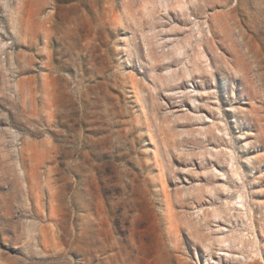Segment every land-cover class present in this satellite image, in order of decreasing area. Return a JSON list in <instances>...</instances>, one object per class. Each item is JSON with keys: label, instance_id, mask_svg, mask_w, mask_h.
<instances>
[{"label": "rangeland", "instance_id": "obj_1", "mask_svg": "<svg viewBox=\"0 0 264 264\" xmlns=\"http://www.w3.org/2000/svg\"><path fill=\"white\" fill-rule=\"evenodd\" d=\"M0 264H264V0H0Z\"/></svg>", "mask_w": 264, "mask_h": 264}]
</instances>
